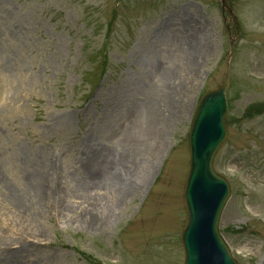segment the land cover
<instances>
[{"label":"rangeland","instance_id":"rangeland-1","mask_svg":"<svg viewBox=\"0 0 264 264\" xmlns=\"http://www.w3.org/2000/svg\"><path fill=\"white\" fill-rule=\"evenodd\" d=\"M226 1L0 0V264H183L188 133L227 72L220 230L240 264H264V0ZM165 41L197 47L178 78H152ZM153 97L163 149L120 202L93 160L127 149Z\"/></svg>","mask_w":264,"mask_h":264},{"label":"water","instance_id":"water-1","mask_svg":"<svg viewBox=\"0 0 264 264\" xmlns=\"http://www.w3.org/2000/svg\"><path fill=\"white\" fill-rule=\"evenodd\" d=\"M227 79L207 91L195 111L189 133L190 168L185 200L188 221L183 233V264H240L220 233L222 210L230 193L229 182L213 167L216 152L228 129L225 90Z\"/></svg>","mask_w":264,"mask_h":264},{"label":"bare ground","instance_id":"bare-ground-1","mask_svg":"<svg viewBox=\"0 0 264 264\" xmlns=\"http://www.w3.org/2000/svg\"><path fill=\"white\" fill-rule=\"evenodd\" d=\"M194 30L195 29H192V31ZM167 43L168 42L165 41L167 56L162 60L159 58H153L155 61L153 62L152 78H158L163 74L178 78L181 70L187 65V61L192 60L197 51L196 46L190 47L189 58L185 57L183 59L181 56L182 50H175L172 54H169ZM177 61H180L179 65H176ZM166 91L167 90L162 91L160 97L165 95ZM157 97H159V95ZM145 104V113L146 116H149L150 120H147L146 117V124L142 132H140L141 134L131 132V140L129 145L126 144V150L122 152H113L109 149H105L104 151L102 149L99 155L93 160V163L95 164L94 170L97 171L95 174L96 178L100 180L101 177H104L108 190L117 192L118 200L120 199V202H122L124 196L129 195V193L135 190L138 186H142L149 176L153 165L149 162L140 167V158L148 155L155 158L163 149V133L160 131H164V128H162L163 126L157 127V124H154L155 121H162L155 105V98H151V100ZM158 124H160V122ZM116 133H121L120 138L125 137V132L123 131L120 133L117 131ZM155 137L157 142L153 144L152 148H147L148 142H151ZM136 151L139 152L136 153ZM43 183L44 181H42V184ZM38 184L39 182L37 180L34 186H38ZM45 190V186L41 187L40 193L36 189L37 196L39 197L38 199H41V193Z\"/></svg>","mask_w":264,"mask_h":264}]
</instances>
